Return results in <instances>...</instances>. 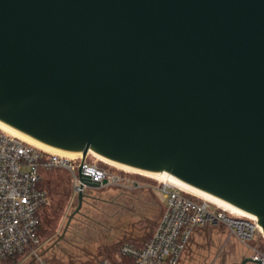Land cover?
I'll return each instance as SVG.
<instances>
[{"label": "water", "instance_id": "water-1", "mask_svg": "<svg viewBox=\"0 0 264 264\" xmlns=\"http://www.w3.org/2000/svg\"><path fill=\"white\" fill-rule=\"evenodd\" d=\"M0 122L167 173L264 234V0H0Z\"/></svg>", "mask_w": 264, "mask_h": 264}, {"label": "built area", "instance_id": "built-area-1", "mask_svg": "<svg viewBox=\"0 0 264 264\" xmlns=\"http://www.w3.org/2000/svg\"><path fill=\"white\" fill-rule=\"evenodd\" d=\"M85 160L82 156L70 159L49 153L0 129V264H50L41 253L38 236L39 211L50 201L48 191L41 186L44 172L69 171L75 197L90 188L88 183H97L99 187H139L124 176L89 165ZM157 192L164 201V211L143 247L121 246V256L131 259L126 264H179L195 230L208 225L225 229L229 237L252 252L249 258L254 264H264V234L256 217L240 214L175 185L163 183ZM257 236H261V243H254ZM97 264L117 263L102 259Z\"/></svg>", "mask_w": 264, "mask_h": 264}, {"label": "rangeland", "instance_id": "rangeland-1", "mask_svg": "<svg viewBox=\"0 0 264 264\" xmlns=\"http://www.w3.org/2000/svg\"><path fill=\"white\" fill-rule=\"evenodd\" d=\"M76 162V164L78 165L79 162H81V159L77 160ZM85 163L94 166L96 165L102 170L109 171L117 175H121L120 172L132 174V172H127L111 165H108L98 160L93 154L90 153L86 157ZM124 177L129 179L130 182L138 184L139 187H128L122 184H111L108 186L101 187L103 188L101 190L91 189L90 195L93 197H108L110 195H120L121 192L125 190H135V193L137 195H135L136 198H133L132 201L135 203H140L142 202L141 200H143L142 203H146V205L142 204L143 206H145L146 209L142 219L146 221L152 219L155 221L156 224L159 221V218L161 217V207L159 204V200L161 199V197L159 196L157 189L165 182L158 178L148 177L156 182V184L152 186L148 183H142L138 179H135V177ZM43 182L45 185H52V197L51 201H49L52 216L50 215V212L49 214H42L43 222L45 223L46 227H49L52 230V235L43 240L41 248L42 255L47 254V257L56 264H86V262L90 260L88 258H91L90 254L88 255L81 251L78 252L77 249H74L68 243L70 240H73L72 236H74L73 233L76 231L77 228H88L85 226L86 224H84L86 221L81 224L79 219L76 218L74 220H71L67 228L70 216L76 211L79 205L78 197L72 195L70 199L66 198V192L70 191L71 189L73 190L72 175L67 170L54 169L46 172L43 175ZM151 187L156 190L155 193L150 191ZM139 189H144V191L147 192L138 193L140 192L137 191ZM161 203L164 204L163 199H161ZM88 208V206L84 205L83 212H87L94 219H102L104 217L102 215H97L95 211L88 212ZM155 212L157 213L155 214ZM137 227L140 228V226ZM65 230L66 233L64 234ZM151 231H149L146 235L143 231H137V235L134 238L137 240L142 238L143 242H147L154 233H152ZM254 241V243H261V236H257ZM190 248H193L196 253L193 255V257H191V251L186 252L180 264H235L241 263L243 257L249 258L252 255V252L250 250L237 243V241L233 238L229 237L227 231L223 228L215 230L206 229L205 231L198 232L197 236H195L192 247ZM198 250L201 251L198 253ZM100 258L102 257H97L96 260L92 261L91 263L89 262V264H96V262ZM117 260L119 261L121 259L117 257Z\"/></svg>", "mask_w": 264, "mask_h": 264}, {"label": "trees", "instance_id": "trees-1", "mask_svg": "<svg viewBox=\"0 0 264 264\" xmlns=\"http://www.w3.org/2000/svg\"><path fill=\"white\" fill-rule=\"evenodd\" d=\"M46 172L42 174L41 186L48 191L51 201L52 185L51 184L45 185L43 182V175ZM120 173L121 175L124 176L133 177V178L135 177V179H138L142 183H148L152 186L156 184L154 180L148 178L149 176H145L140 173H135V174L133 173L128 174L126 172H120ZM91 189L101 190L103 188L101 187L89 188L88 190H86L84 192L82 207L79 210V212L76 213L75 216L72 218V220H74L75 218L79 219L81 224H83L84 221H86L84 224H86L85 226L88 228L87 229H83L82 227L77 228L76 231L73 233L74 235L72 236L73 240L72 241L70 240L68 243L74 249H77L78 252L81 251L84 252L85 254L88 255L90 254L91 258H88L90 260H88L86 264L87 263L89 264V262L91 263L92 261L96 260L97 257H102V258H100L96 262V264L104 258L110 259L116 262L117 264H126L130 262L131 259L121 256L120 254L121 246L124 244H132L137 247H143L146 242H143L142 238L138 240L134 238L137 235V231H143L145 235L151 230H152L151 232L153 233L159 221L155 224V221L152 219L148 221L142 219V217L144 216V212L146 211L145 206L143 205H146V203H142L143 200H141L142 202L140 203L139 202L135 203L132 201L133 198H136L135 195H137L135 193V190L133 191L125 190L121 192L120 195H116V196L110 195L108 197H102V196L93 197L90 195ZM137 191H140L138 193L147 192L144 191V189H139ZM150 191L153 193L156 192V190L153 187L150 188ZM73 193L74 192L72 189L70 191H67L66 198L70 199ZM194 199L197 200L196 197H194ZM159 204L161 207V215H162L164 211V204L161 203V199L159 200ZM84 205L89 207L88 212L95 211L97 215L100 216L102 215L104 217L102 219L101 218L94 219L87 212H83ZM50 209H51L50 203H48L42 206V208L39 211L40 225H39L38 236L40 238L41 243H43V240L45 238H48L52 235V230L49 227L45 226V223L43 222L42 219L43 213L49 214L50 212V215L52 216ZM156 213L157 212H155V214ZM137 226H140V228H138ZM206 229L215 230V229H219V227L208 225L205 227L197 228L192 236V239L185 253L191 251V257H193V255L196 252L195 250H193V248L190 247H192L195 236H197L198 232L205 231ZM200 251L201 250H198V253ZM43 256L50 264H56L47 257V254ZM117 257H119L121 260L118 261Z\"/></svg>", "mask_w": 264, "mask_h": 264}, {"label": "bare ground", "instance_id": "bare-ground-1", "mask_svg": "<svg viewBox=\"0 0 264 264\" xmlns=\"http://www.w3.org/2000/svg\"><path fill=\"white\" fill-rule=\"evenodd\" d=\"M0 129L3 130L6 133H9V134H11V135H13V136H15L17 138H20L23 141H25V142H27L29 144H32V145H34V146H36L38 148H41L42 150H45V151H47L49 153H52V154L65 156V157L70 158V159H78V158H81V156H82V154H80V153L58 150V149L49 147L47 145H44V144H42V143H40L38 141L33 140L32 138H30L28 136L16 131L15 129L11 128L10 126H8L6 124H3L2 122H0ZM90 154H93L98 160H100V161H102V162H104V163H106L108 165H111L113 167L119 168V169L127 171V172L140 173V174H143L145 176L152 177V178H158V179L162 180L163 182H165L167 184H171V185H175V186L181 187V188L187 190L188 192H190L191 194H193L195 196H198L200 198L209 200V201L214 202V203H216V204H218L220 206L226 207V206L222 205L219 200L214 199V198H212L210 196H207V195L200 194L197 189H194V188L184 184L180 180L176 179L175 177H173V176H171V175H169L167 173H160V174L141 173V172L136 171L134 169H131V168H128V167H124V166L115 164L113 162H110V161L98 156L97 154H95L93 152H90ZM226 208L234 210L235 212H238L240 214L251 215V214H249L247 212L239 211V210L232 209V208H229V207H226ZM251 216H253V215H251Z\"/></svg>", "mask_w": 264, "mask_h": 264}]
</instances>
